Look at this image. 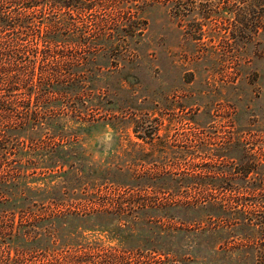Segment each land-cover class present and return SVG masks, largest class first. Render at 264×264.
<instances>
[{
  "label": "rangeland",
  "instance_id": "rangeland-1",
  "mask_svg": "<svg viewBox=\"0 0 264 264\" xmlns=\"http://www.w3.org/2000/svg\"><path fill=\"white\" fill-rule=\"evenodd\" d=\"M93 1L76 24L122 28L61 52H91L85 92L18 137L68 187L31 206L70 214L32 224L11 199L10 264H259L256 226L202 200L264 194V0Z\"/></svg>",
  "mask_w": 264,
  "mask_h": 264
},
{
  "label": "trees",
  "instance_id": "trees-1",
  "mask_svg": "<svg viewBox=\"0 0 264 264\" xmlns=\"http://www.w3.org/2000/svg\"><path fill=\"white\" fill-rule=\"evenodd\" d=\"M94 4L93 0H0V264L13 263L9 239L17 236L20 229L15 234L12 225H7V221L12 222L16 215L13 210H8L11 199L19 203L18 215L32 218V224L44 219L51 222L70 214L68 209L44 204L31 206L32 193L29 191L52 190L50 198L54 201V192L58 189L64 192L68 187L48 182L39 174L48 170L49 175H56L58 169L48 161L53 153L44 156L43 148L27 150L19 144L18 137L19 131L49 123V117L71 106L75 94L85 92L86 79L81 74L88 70L91 52L80 55L74 51L61 52L74 44L98 46L106 40L108 28H122L124 22L120 20L111 22L110 27L106 18L99 17L94 22L93 37H90L86 24H76L73 11L88 10ZM45 10L54 12V17L45 15ZM27 157L31 158L29 162ZM60 171L66 172L63 168ZM91 187L95 190L91 191L93 194L102 190L96 183ZM202 201L219 209L217 216L237 214L243 218L241 221H247L244 223L256 226L259 231L256 242L258 263L264 264V208L248 207L252 203L260 206L264 194L255 200L247 198L246 194L230 193L226 200L206 197ZM233 202L234 206L227 205ZM34 248L30 246L29 251ZM17 250L24 252L26 249L18 247ZM227 264L234 263L229 260Z\"/></svg>",
  "mask_w": 264,
  "mask_h": 264
},
{
  "label": "clouds",
  "instance_id": "clouds-1",
  "mask_svg": "<svg viewBox=\"0 0 264 264\" xmlns=\"http://www.w3.org/2000/svg\"><path fill=\"white\" fill-rule=\"evenodd\" d=\"M109 141H111L112 137H108Z\"/></svg>",
  "mask_w": 264,
  "mask_h": 264
}]
</instances>
